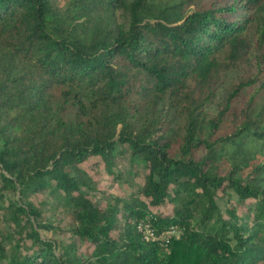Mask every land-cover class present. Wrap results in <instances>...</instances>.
<instances>
[{
	"label": "trees",
	"instance_id": "1",
	"mask_svg": "<svg viewBox=\"0 0 264 264\" xmlns=\"http://www.w3.org/2000/svg\"><path fill=\"white\" fill-rule=\"evenodd\" d=\"M0 264H264V0H0Z\"/></svg>",
	"mask_w": 264,
	"mask_h": 264
},
{
	"label": "rangeland",
	"instance_id": "2",
	"mask_svg": "<svg viewBox=\"0 0 264 264\" xmlns=\"http://www.w3.org/2000/svg\"><path fill=\"white\" fill-rule=\"evenodd\" d=\"M118 15H119V19H120L121 22H123L125 24H128L129 17H128V15L125 12L119 11ZM227 86H228V84H225L220 89L219 94H218V98H217L215 104L208 106L207 107L208 111L216 112V110L218 109L220 104L223 102V99H224V97L226 95V87ZM91 161H94V159L92 158ZM120 165H121L122 169H126V171H131L133 169V166H131L128 163H124L123 161L121 162ZM104 181H103V184L101 185V191L102 192H106L107 194L123 195V194H126V193H128L130 191L128 186L122 185L123 186L122 187V186L118 185L117 183L110 184L109 181H106V180H104ZM219 202H220V204L222 206L225 203L224 200H220Z\"/></svg>",
	"mask_w": 264,
	"mask_h": 264
},
{
	"label": "built area",
	"instance_id": "3",
	"mask_svg": "<svg viewBox=\"0 0 264 264\" xmlns=\"http://www.w3.org/2000/svg\"><path fill=\"white\" fill-rule=\"evenodd\" d=\"M172 233H174V231L173 232H167L166 234H172ZM166 234L163 236V240L164 241L166 240L167 236H169V235H166ZM145 237L147 239L155 237V234H154L153 230L150 229L148 226L146 228Z\"/></svg>",
	"mask_w": 264,
	"mask_h": 264
}]
</instances>
